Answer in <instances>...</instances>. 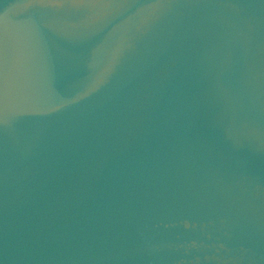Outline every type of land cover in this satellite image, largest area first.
Here are the masks:
<instances>
[{
    "label": "water",
    "instance_id": "water-1",
    "mask_svg": "<svg viewBox=\"0 0 264 264\" xmlns=\"http://www.w3.org/2000/svg\"><path fill=\"white\" fill-rule=\"evenodd\" d=\"M0 264H264V0H0Z\"/></svg>",
    "mask_w": 264,
    "mask_h": 264
}]
</instances>
